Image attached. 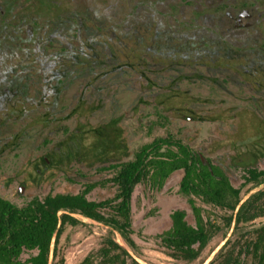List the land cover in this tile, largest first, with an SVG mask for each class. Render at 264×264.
I'll return each instance as SVG.
<instances>
[{
  "label": "rangeland",
  "instance_id": "obj_1",
  "mask_svg": "<svg viewBox=\"0 0 264 264\" xmlns=\"http://www.w3.org/2000/svg\"><path fill=\"white\" fill-rule=\"evenodd\" d=\"M23 1L17 0L10 12L11 22L25 18L29 24L38 18L46 25L54 17L59 22V18L73 16L70 20L76 25L71 26H77L83 20L80 24L90 28L91 39L99 43L92 46L96 59L107 60L111 69L130 74L92 77V87L85 94L79 90L63 94L61 99L66 103L55 107V118L50 108L29 111L27 131L3 125L6 111L0 109V197L25 206L35 197L77 194L95 185L88 199L104 201L116 191L106 183L113 177V171L106 167L133 159L141 145L168 134L181 138L204 159L222 168L232 184L241 189L243 199L264 189V184H245L247 169L264 170V71L250 67L245 58L247 47L235 46V61L229 62L235 72L228 77L224 90L217 91L210 82L195 78H164L163 68L159 67L167 66L169 59L162 53L155 56L158 65L150 68L154 70L151 75L134 77L131 73L138 69L140 59L145 60L142 69H148V49L152 47L147 28L151 22L155 27L166 17L168 25L183 30L184 23L198 16L195 12L208 0H55V11L25 8ZM5 27V21L0 19V38L6 34ZM135 27H143V44L138 45ZM88 32L83 31V36H89ZM14 34L18 35H11ZM139 48L142 56L138 59L135 55ZM226 64L228 61L223 60L216 66ZM182 175L178 172L172 176L161 191L139 185L134 192L133 238L138 251L128 248L119 235L116 238L139 264H179L164 253L156 238L171 226L174 210L186 211L188 221L194 224L188 200L179 189ZM79 218L82 224L68 226L60 241L65 264H79L100 247L109 230L101 223ZM262 225L264 218L248 229ZM231 237L228 230L227 239ZM223 244L224 234L212 241L210 249L215 250L209 261ZM31 254L25 252L22 259Z\"/></svg>",
  "mask_w": 264,
  "mask_h": 264
},
{
  "label": "trees",
  "instance_id": "obj_2",
  "mask_svg": "<svg viewBox=\"0 0 264 264\" xmlns=\"http://www.w3.org/2000/svg\"><path fill=\"white\" fill-rule=\"evenodd\" d=\"M113 177V197L88 199L95 185L77 194H48L18 206L0 197V264H65L60 241L68 226L82 224L83 217L109 228L100 247L79 264H139L131 254L138 251L133 238L132 200L139 185L161 191L177 172L183 177L180 193L190 205L187 212L171 214V226L157 236L164 253L179 264H264V225L248 229L264 218V189L242 198L226 172L173 134L143 144L130 161L106 168ZM245 184H264V170H246ZM232 237L227 239V231ZM224 234V244L209 261L212 241ZM119 235L126 246L116 236ZM25 252L32 253L23 260Z\"/></svg>",
  "mask_w": 264,
  "mask_h": 264
},
{
  "label": "flooded vegetation",
  "instance_id": "obj_3",
  "mask_svg": "<svg viewBox=\"0 0 264 264\" xmlns=\"http://www.w3.org/2000/svg\"><path fill=\"white\" fill-rule=\"evenodd\" d=\"M15 4L17 0H0V19L5 21L7 29L4 38H0V109L6 111V123L3 125L18 126L19 130L27 131L29 111L50 108L55 118V107L66 103L62 102L63 94L73 90L85 94L92 87V77L114 78L130 74L124 70L111 69L112 65H108L107 60L96 59L93 47L99 43L91 39L90 28L86 29V26L80 24L83 20L77 26H71L75 23L70 20L73 16L68 19L59 18L62 20L59 22H55L54 17L46 25L38 22V18L29 24L25 18L20 22H11L10 12ZM48 4L49 0H24L22 6L55 11V0H51L50 7ZM195 14L198 16L185 22L183 30L168 25L166 17L163 18L164 23L157 22L155 27L154 22H151L147 28L148 44L152 47L148 49L151 52V57L148 55L146 61L148 69H142L141 64L145 60L140 59L138 69L131 72L132 76L151 75L158 65L155 56L162 53L165 59H169L166 60L167 66L159 67L163 68L159 70H162L161 76L164 78H195V81L210 82L217 91L224 90L227 88L224 85L228 84V77L234 76L235 71L229 62L235 61L236 45L247 47L245 58L250 67L264 71V1L208 0L207 5ZM141 29L143 27L134 30L138 45L145 40ZM83 31H89V36H83ZM12 32L18 35H11ZM172 46L174 50L169 51ZM179 47L182 49L177 51ZM183 50L186 52L182 53ZM136 51L135 56L139 59L142 56L140 48ZM189 59L194 63L189 62ZM223 60H227L228 64L216 66ZM200 156L205 163L209 159H204L202 154Z\"/></svg>",
  "mask_w": 264,
  "mask_h": 264
}]
</instances>
